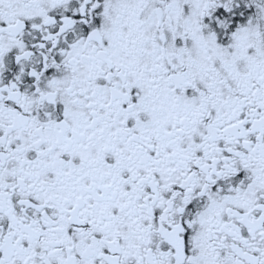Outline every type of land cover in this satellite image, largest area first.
<instances>
[{"label": "snow or ice", "instance_id": "obj_1", "mask_svg": "<svg viewBox=\"0 0 264 264\" xmlns=\"http://www.w3.org/2000/svg\"><path fill=\"white\" fill-rule=\"evenodd\" d=\"M0 264H264V0H0Z\"/></svg>", "mask_w": 264, "mask_h": 264}]
</instances>
